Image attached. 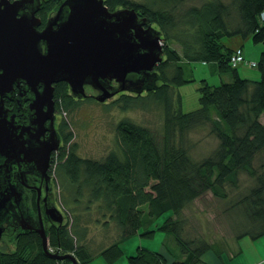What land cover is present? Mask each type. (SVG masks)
I'll return each instance as SVG.
<instances>
[{
	"label": "trees",
	"instance_id": "1",
	"mask_svg": "<svg viewBox=\"0 0 264 264\" xmlns=\"http://www.w3.org/2000/svg\"><path fill=\"white\" fill-rule=\"evenodd\" d=\"M59 1L42 0L38 12L41 26ZM105 2L110 10L117 6L134 7L140 16H148L162 31L165 42L164 60L156 66L160 74L155 83L157 87L154 88V78H150V89L141 93L118 92L106 104L123 111L162 109L163 125L154 132L149 126L122 119L116 126L119 149L94 159L77 153L74 132L63 118L60 126L63 146L54 151L58 175L69 185L75 202H80L87 191L90 202L99 201L101 216L106 218H99L103 219V226L107 228L115 221L121 233L95 255L84 244L88 227L80 223L79 217H76L75 229H70L67 223L51 225L48 235H55L60 247L76 250L82 264L96 258L115 264L123 256H127L129 264H206V253L213 245L183 236L182 210L209 190L226 198L228 182L237 186L239 173L246 172L255 177L257 185L235 204L243 203L241 213L253 227L244 228L236 238L249 233L259 238L264 234V120H261L264 116V19L261 16L264 0ZM230 36L263 45L252 66L260 71L261 78L240 75L239 66H251L252 62L245 60L247 49L243 44L235 48L227 46L223 38ZM170 41L178 43L180 50L172 48ZM239 49L245 59L236 64L232 57ZM190 62L216 65L215 75L219 76L216 82H208V78L201 80L200 107L184 111L182 95L176 88L190 81L185 73V64ZM227 72H231V80L223 79V73ZM54 86L57 111L73 110L83 101L71 92L67 82ZM87 99L96 98L90 95ZM202 126L209 127L218 143L198 161L191 158L184 143L191 131ZM259 168L263 171L259 172ZM166 215L163 223H156ZM157 230L174 235L182 258L173 255L168 247L164 253L139 245L135 254L127 255V240L135 235L151 237ZM24 239L32 253L24 252L18 244L14 251L0 252V264H73L68 259L56 260L45 255L40 234L36 241L32 233L18 240Z\"/></svg>",
	"mask_w": 264,
	"mask_h": 264
},
{
	"label": "water",
	"instance_id": "2",
	"mask_svg": "<svg viewBox=\"0 0 264 264\" xmlns=\"http://www.w3.org/2000/svg\"><path fill=\"white\" fill-rule=\"evenodd\" d=\"M41 3L0 0V172L7 176L0 177V220L15 216L25 202L22 179H9L12 167L40 169L50 180V153L60 146L54 128L56 83L67 82L78 98L87 97L89 86L105 102L121 91L150 89V78L157 87L156 66L164 60L162 31L134 7L110 10L105 0H60L41 26ZM8 96L16 102L11 109L3 101ZM24 101L30 102L26 108ZM55 221L64 222L62 213ZM36 230L45 255L81 264L72 253L48 249L43 224Z\"/></svg>",
	"mask_w": 264,
	"mask_h": 264
},
{
	"label": "rangeland",
	"instance_id": "3",
	"mask_svg": "<svg viewBox=\"0 0 264 264\" xmlns=\"http://www.w3.org/2000/svg\"><path fill=\"white\" fill-rule=\"evenodd\" d=\"M141 4H150L152 0H134ZM155 4L153 7H156ZM121 8V7H116ZM224 42L228 47L237 44L242 41L243 45L247 49L245 51V57L247 61L252 62L251 66H239L241 76L249 78H261L260 71L252 67L255 59H251L248 53L252 52V44L245 43L246 39H239L238 36L224 37ZM163 42V41H162ZM172 48L180 50V45L173 41L169 42ZM165 45V42H163ZM249 44V45H248ZM163 45V46H164ZM249 51V52H248ZM245 63V62H244ZM185 64L186 78L190 81L179 88H176L177 93L182 95V107L184 111H190L192 109L199 108V91L201 86V80L209 79L208 82L217 81L215 73L216 65L207 66L203 63L190 62ZM203 65V66H200ZM214 68L210 73L206 69ZM223 79L231 80V72L223 73ZM87 98L90 95L96 94L97 91L94 88L86 86ZM83 98V101L78 104L73 110L58 111L61 121L66 119L69 122V129L74 132L73 142L77 144V153L82 157L91 158H104L110 150L117 151L119 149L117 140L116 126L122 119H130L131 121L145 126H149L152 130H161L163 125L162 109L143 110L140 108L129 109L126 111L117 108L116 106H108L106 102H110L112 97L107 99L108 101L102 102L98 99ZM264 120V116L261 118ZM218 143V138L214 134L209 132L208 126H202L196 130L191 131L185 140L184 146L188 149L191 158L195 160H202L204 156L211 153ZM57 157L55 152L53 153V159L50 163V175L52 176L53 194L52 201L55 207H58L64 214V223L68 224L70 229H75L76 217H79V221L82 225L88 227L86 241L84 244L88 245L89 253L97 254L101 251V247L111 243L114 239L119 238L121 228L114 221H111L108 226H103L104 216H101L102 210H100L99 201L90 202L89 192H85L80 202H75L72 192L64 181V178L58 175L56 171ZM259 172L263 169L259 168ZM257 185L255 177H252L246 172H240L238 176L237 186L232 183L226 185L227 196L226 198L215 195L213 191L209 190L202 196L194 199L182 210L180 218L184 225L182 229L183 236L202 239L213 245V248L206 253V264H214L216 259L220 256L226 264H264V234L259 238H254L250 233L238 236L239 232L244 228L249 230L251 222L244 219L241 205L235 204L240 197L247 195L253 187ZM172 214H169V216ZM103 218L100 220L99 218ZM168 217L166 215L156 223L161 224ZM99 220V221H98ZM58 223V222H57ZM155 224V226H157ZM44 225V224H43ZM48 223H45L44 228L50 227ZM34 240L38 238L39 232L32 233ZM23 237H21L22 239ZM50 239V240H49ZM48 249L52 252H58L60 249L63 252L72 253L77 260L81 258L78 256V252L73 249H65L58 245V240L55 235H48ZM81 240V239H80ZM36 241V240H35ZM53 241V242H52ZM126 246L127 255H133L137 251L138 245L145 246L150 249H160L162 247L163 252L166 253L167 248L172 251V254L178 257H183L179 253V247L176 245L174 235L170 233H164L160 230L153 232L152 236H140L135 235L131 239L127 240ZM80 242V241H79ZM83 242V241H82ZM6 246L5 243L0 241V252H11L18 247L31 254L29 248H27L26 241L9 243ZM59 250V251H60ZM60 251V252H61ZM168 252V251H167ZM17 258V257H15ZM8 259H12L9 257ZM173 257H170L172 260ZM14 260V259H13ZM6 260L4 261V263ZM258 262V263H257ZM79 263L82 264L81 260ZM89 264H106L104 259L96 258ZM115 264H129L127 256H123Z\"/></svg>",
	"mask_w": 264,
	"mask_h": 264
},
{
	"label": "flooded vegetation",
	"instance_id": "4",
	"mask_svg": "<svg viewBox=\"0 0 264 264\" xmlns=\"http://www.w3.org/2000/svg\"><path fill=\"white\" fill-rule=\"evenodd\" d=\"M51 15V14H50ZM16 94L14 97L19 96L18 87L16 86ZM94 96V94L92 95ZM87 98V97H83ZM79 98V99H83ZM4 103L9 109L13 108L16 104L15 100L11 97H4ZM108 101V100H105ZM30 104L29 101H24L23 107L26 108ZM56 104V103H55ZM55 130L58 132L56 135L57 141L60 143L59 149L63 146V134L60 130L61 119L59 117V112L56 110L55 105ZM48 124L50 120H47ZM47 136L50 135L49 131L45 132ZM24 145L30 146L29 142L25 140ZM58 149V150H59ZM56 150V151H58ZM55 151V150H54ZM53 152L49 159V165L53 159ZM1 156V155H0ZM4 158L1 157L0 160ZM51 165L47 169V176L50 177V180L47 182L46 178H43L42 172L40 169H30L28 166H22V169L19 166H14L11 168V175L9 179L21 180L24 188V204L20 208H16L13 213H16L15 216H5L0 220V241L5 243L6 246H9V243H15L17 240L26 234L38 232L36 229H40L42 224L48 223L49 225H57L55 221L57 215H60L62 211L55 207L52 201L53 186H52V176L50 175ZM0 177H4V172L1 169ZM39 198V200H38ZM14 215V214H13ZM63 218L64 214L62 213ZM65 220V218H64ZM64 224V222L62 223ZM60 224V225H62ZM48 229V227H46ZM49 230V229H48ZM50 231V230H49Z\"/></svg>",
	"mask_w": 264,
	"mask_h": 264
},
{
	"label": "crops",
	"instance_id": "5",
	"mask_svg": "<svg viewBox=\"0 0 264 264\" xmlns=\"http://www.w3.org/2000/svg\"><path fill=\"white\" fill-rule=\"evenodd\" d=\"M238 38L239 39H242V38H240L239 36H238ZM250 43L251 44V42H250V40H246L245 41V43ZM241 44H243L242 43V41H239L237 44H235V45H233L232 46V48H235V47H238V46H241ZM249 45V44H248ZM252 46H254V48H252V52H250V53H248V56H250V58L252 59H255L256 61L258 60V58H259V55H260V53H261V51L263 50V45L262 44H252ZM249 52V51H248ZM204 64V63H203ZM212 66H213V64H211ZM200 66H203V65H200ZM215 67V66H214ZM214 68H210L209 70L208 69H206L209 73L213 70ZM212 73H216L215 71L214 72H212ZM140 246V245H139ZM159 250H163L162 249V247L159 249ZM213 263L214 264H226L224 261H223V259L222 258H220V256L216 259V261L214 262L213 261ZM258 263V262H257ZM256 264V263H255Z\"/></svg>",
	"mask_w": 264,
	"mask_h": 264
},
{
	"label": "built area",
	"instance_id": "6",
	"mask_svg": "<svg viewBox=\"0 0 264 264\" xmlns=\"http://www.w3.org/2000/svg\"><path fill=\"white\" fill-rule=\"evenodd\" d=\"M262 18L264 19V12H262L261 14ZM242 49H239L234 56L232 57V60L234 61V63H242V61H244V54L242 53Z\"/></svg>",
	"mask_w": 264,
	"mask_h": 264
}]
</instances>
